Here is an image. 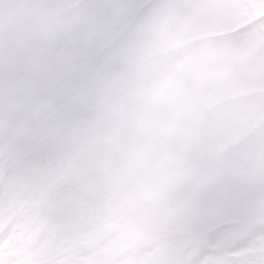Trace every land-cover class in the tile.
Segmentation results:
<instances>
[{
  "label": "clouds",
  "instance_id": "obj_1",
  "mask_svg": "<svg viewBox=\"0 0 264 264\" xmlns=\"http://www.w3.org/2000/svg\"><path fill=\"white\" fill-rule=\"evenodd\" d=\"M75 11L34 3L17 27L21 51L55 54L59 25ZM193 14L173 0L138 9L87 62L68 98L70 120L19 176L21 203L41 181L57 180L71 193L68 203L25 208L46 216L41 238L81 246L83 264H244L253 255L245 249L264 253V213L255 219L240 190L228 221L209 219V172L264 138V120L246 134L253 117L227 54L185 43L184 21ZM3 167L15 177L10 164ZM52 170L58 176L43 175Z\"/></svg>",
  "mask_w": 264,
  "mask_h": 264
},
{
  "label": "rangeland",
  "instance_id": "obj_2",
  "mask_svg": "<svg viewBox=\"0 0 264 264\" xmlns=\"http://www.w3.org/2000/svg\"><path fill=\"white\" fill-rule=\"evenodd\" d=\"M160 0H0V264H83L82 247L54 238H41L46 216L29 213L45 202L71 200L57 180L41 181L30 202L19 201V177L6 173L5 163L27 167L41 152L51 131L67 123L75 106L68 98L81 73L144 5ZM176 4L178 0H173ZM34 3H55L76 11L59 25L62 42L55 54L21 51L17 27L32 14ZM119 29V30H117ZM185 43L210 44L225 52L248 106L253 122L248 135L264 120V0H209V7L184 21ZM79 61V63H78ZM23 68L25 75L19 76ZM58 176L54 170L43 174ZM235 182L253 209L254 218L264 213V138L256 136L249 151L209 172ZM7 210V215L5 211ZM247 253L259 250L249 248Z\"/></svg>",
  "mask_w": 264,
  "mask_h": 264
},
{
  "label": "snow or ice",
  "instance_id": "obj_3",
  "mask_svg": "<svg viewBox=\"0 0 264 264\" xmlns=\"http://www.w3.org/2000/svg\"><path fill=\"white\" fill-rule=\"evenodd\" d=\"M149 6L144 5L139 9L148 8ZM176 6L192 13H198L209 7V0H178ZM10 167L15 169V177L23 174V169L16 164H11ZM204 195L211 207L209 219L212 223L226 222L231 218L232 202L237 195V186L234 181L224 177L212 178L206 184ZM244 264H264V253L250 256L244 261Z\"/></svg>",
  "mask_w": 264,
  "mask_h": 264
}]
</instances>
